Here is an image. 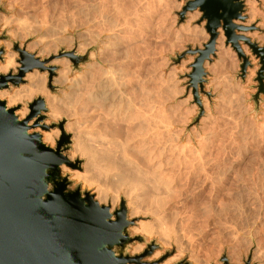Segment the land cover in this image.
Returning <instances> with one entry per match:
<instances>
[{
    "label": "rangeland",
    "instance_id": "374dc122",
    "mask_svg": "<svg viewBox=\"0 0 264 264\" xmlns=\"http://www.w3.org/2000/svg\"><path fill=\"white\" fill-rule=\"evenodd\" d=\"M189 1L0 0V64H4L9 56L11 60L8 69L0 71V74L18 73V50L32 54L44 65L53 60L68 59L72 73L81 74V65L90 61L88 54L78 55L86 60L74 69L72 61L60 55V52H66L63 36L65 38L68 35L87 33L89 36L91 34V38L97 35L98 39H101L110 35L115 36L111 40V49L104 50L102 55H114L108 56L111 64L108 63L106 71L100 68L101 73H97L96 79L104 77L108 84L112 83L115 97L122 96L112 103L115 108H110L112 104H109L110 107L108 105L107 110L110 111L107 112L97 103L88 102L83 90L84 92L80 91L79 96H75L74 102H71L76 114L74 111V114H71L72 109L70 108L71 112L66 110L67 106L61 102L60 106L59 103L56 104L58 108L54 116H50V105L45 93L17 102H10L5 96L0 99L5 100L8 107L15 108V114L25 106L26 116L29 114L28 104L37 97L43 98L46 106V111L41 112L43 119L38 121L37 116L32 118L46 123V129L40 127L41 132H36L40 133L42 138V131L51 133L54 140L42 141L55 147L60 137L57 125L63 123L64 132L71 140L70 147L64 154L76 165L75 168L62 166L67 168L66 172H62L71 182L69 188L75 189L79 186L81 191H88L100 205L109 206L111 213L119 207L120 201L124 200L127 219L133 220V224L128 227L130 236L141 235L146 242L154 241L159 246L150 257L143 259L144 261L158 260L166 255L165 260L159 264L170 259L173 261L169 264L182 260L190 264H226L222 258L226 259L227 264H252L248 250L251 238L256 237L264 253V94L259 93L257 103L254 100L259 86L260 56L254 54L242 38L238 39V29H235L236 35L233 30V35L236 36L234 45L220 27L217 29L214 54L203 64L206 75L203 77L202 87L198 83L194 87L191 77L194 73L192 65L199 56L198 51L204 50L210 41V34L206 29L207 21L199 8H186ZM251 1L254 4L253 13L249 12L243 0V19H237L238 26L250 36L257 34L258 38L248 39L258 47L264 48V0ZM233 20L235 23L236 19ZM59 40H63V43ZM99 47L96 42L91 48L96 57L99 56ZM41 49H44L45 56L38 55ZM66 53L75 55L74 52ZM58 65L44 66L43 70L52 68V74L48 71L45 81L42 79L45 83H42L48 94L61 96L59 93L64 91V88L52 84V79L60 68ZM35 72L39 75L43 73L42 70L33 69L22 77L18 86H10L0 91L22 90L28 85L26 75ZM48 84L52 88H49ZM89 84L88 81L87 85ZM117 90L120 94L116 93ZM75 98L78 99L77 104ZM132 106L140 110L146 109L147 113H144L148 115V120L146 119L147 123H144L143 128V124H137L125 117H128L127 114L130 115L131 111H136L131 109ZM116 107L119 111L115 110ZM149 108H155L154 114L158 113L159 116L152 113V118L153 115L155 117L150 118L151 113L147 111ZM125 109L128 113L123 117ZM113 114H117L118 118L114 115L117 121ZM16 115L20 117L19 114ZM125 121H132V128L128 123H124ZM70 122L74 129L68 130L66 126ZM116 122L118 123L114 125ZM107 126H110V129ZM126 126L130 128L128 133ZM134 126L136 132L133 130ZM114 127L118 128L115 130ZM145 127L147 129H144ZM109 131L114 134L111 132V135ZM106 133L111 135L110 139ZM76 135L83 136L82 140L85 137L80 151L74 149ZM98 137H102V140ZM106 138L110 141L107 151L105 145L100 146L104 149L99 147L101 141L109 143ZM92 139L99 141L96 143ZM144 140H147V145H143ZM140 141H143L142 145ZM114 144L125 153L117 150L116 154V150L112 149ZM87 148L90 151L88 154ZM147 149L150 154H145L144 157V153H148ZM108 151L112 154L107 155ZM123 153L128 155V160L125 158L123 161V158L121 161ZM126 160L132 162L130 165L135 164L133 168ZM158 163L161 164L160 171ZM154 165L158 169H153ZM74 172L83 175L85 179H76L72 176ZM147 172H150V175ZM145 173L150 176L147 179H152V183L156 176L161 174L162 176L157 178L159 180H155L158 186L156 183H147ZM161 191H166L168 194H162L168 196L161 197ZM153 192L155 195L158 193L157 197L161 194L162 202L163 198H168L164 201L168 206L164 202L162 204L159 197L160 200L153 198ZM154 200L160 202L155 204ZM160 204L163 210L159 208ZM133 207L135 212H132ZM202 210L206 211V214ZM136 245H140V249L132 252ZM144 248L145 243L134 241L127 251L130 255H135L141 253ZM260 263L264 264V258L261 262L253 264Z\"/></svg>",
    "mask_w": 264,
    "mask_h": 264
},
{
    "label": "water",
    "instance_id": "95a60500",
    "mask_svg": "<svg viewBox=\"0 0 264 264\" xmlns=\"http://www.w3.org/2000/svg\"><path fill=\"white\" fill-rule=\"evenodd\" d=\"M233 1L190 0L187 4V9L199 8L203 13L210 34V41L198 51L192 65L194 87L197 83L202 87L204 82L203 64L214 54L217 29L221 27L235 45L232 21L242 18L243 0ZM254 52L261 62L260 85L254 96L257 103L259 93L264 94V48H254ZM1 54L2 49L0 59ZM60 55L67 56L64 52ZM19 56L17 74H0V90L18 86L27 72L42 69L32 54L22 52ZM68 58L74 69L86 60L77 55ZM28 106L29 114L20 118L15 108L0 99V264H159L165 260L166 255L150 262L143 260L159 246L141 235L130 236L128 227L133 220L127 219L124 200L111 213L109 206L100 205L88 191L79 186L69 188L71 182L62 166L76 167L64 154L70 147V136L60 122L55 147L45 144L40 133L29 131L32 117L43 119L44 100L37 97ZM134 241L145 243V248L130 255L127 249ZM174 264L190 263L182 260Z\"/></svg>",
    "mask_w": 264,
    "mask_h": 264
},
{
    "label": "bare ground",
    "instance_id": "6f19581e",
    "mask_svg": "<svg viewBox=\"0 0 264 264\" xmlns=\"http://www.w3.org/2000/svg\"><path fill=\"white\" fill-rule=\"evenodd\" d=\"M245 1V5H247V7H248V9H249V12L250 13H253V11H254V4H253V1H251V0H244ZM89 14V13H88ZM104 17V16H103ZM102 19V18H101ZM237 19H243V18H236V21H235V23H234V20H233V24L235 25V28H234V33H235V29H238L237 30V35H236V33H235V35L238 37V39H240V38H242L243 40H244V42L247 44V45H249L251 48H252V52L255 54V52H254V48H263V47H258V45L257 44H254L253 42H252V40H250V39H248V37H251V39H255V38H258V36H257V34H253L252 36H250L249 34H246V32L244 31V30H242V27H240V26H238V24H239V20H237ZM241 21V20H240ZM237 24V25H236ZM241 24V23H240ZM242 25H244V24H242ZM240 29V30H239ZM80 33H82L81 31H80ZM61 35V34H60ZM113 35V34H112ZM239 35V36H238ZM63 36V35H62ZM62 36H60V38L62 37ZM90 36H91V34H90ZM89 35H87V33H83V34H77V36H72V35H68V36H65V38H64V36H63V40L66 42V45H65V51L66 52H74V54L75 55H87L88 54V57H89V59H90V61L89 62H87V63H85L84 65H81V68H82V73L81 74H78V73H72V66H71V64L69 63V61H68V59H62V60H53V61H51L49 64H47V65H44L43 64V62L42 61H40L39 59H37L38 61H40L41 62V64H42V71H43V73L41 74V75H39L38 73H31V74H27L26 75V80L28 81V85H27V87H25V88H23L22 90H19V91H12V92H7V91H0V97H7L8 99H9V101L10 102H17V101H20V100H22L23 98H30V97H32L33 95H36V94H44L45 93V95H46V97L48 98L47 99V101H48V103H49V107H50V116H54V114L56 113V109L58 108V106H60V103L61 102H63V103H61V104H65L66 106H67V108H66V110H70V108L72 109V112H71V110H70V112H71V114H74L75 113V111H74V107H72V103L74 102L73 100V98L76 96V98L79 96L78 95V93L80 92V91H83L84 93H86L85 95H86V97H87V100H88V102H90V101H92L93 103H97V105H99V107L101 108H103V109H106V111L108 112V111H110V110H107L108 108V105L110 104H112L114 101H116V99H118V98H116L115 97V95H114V89L112 90V83L110 82V84H108V81H105V79H104V77H103V79H101L102 77H100V79H96V75H97V73H99L100 71V68H104V70L106 71L107 69H108V63H110L109 62V58H108V56L109 57H112L113 55H114V51L113 52H111V53H113L111 56L110 55H102L103 54V51L104 50H106V49H108V48H110L111 46H112V42L113 41H111L113 38H115V36H110V35H105L103 38H101V39H98V37H97V35H96V37H93V38H91ZM63 40L62 41H60V42H62L63 43ZM114 40H116V39H114ZM99 43V56L98 57H96V55H95V53L93 52V50H91V48H92V46L95 44V43ZM65 44V43H64ZM45 49V48H44ZM44 49H41L40 51H39V54L38 55H40V56H45L44 55ZM111 49V48H110ZM245 50H246V48H245ZM247 51V50H246ZM18 52H19V54L20 53H22V52H26V51H24V50H18ZM66 52H64V53H66ZM110 52V51H109ZM248 52V51H247ZM28 53V52H27ZM48 54V53H47ZM67 54V56L66 57H69V56H71L70 54H68V53H66ZM108 54V53H107ZM102 55V56H101ZM33 56V55H32ZM74 56V55H73ZM112 60V59H111ZM10 64H11V60H10V56L9 57H7L6 58V60H5V63L4 64H0V71H6L7 69H8V67L10 66ZM55 64H59L58 66L60 67L57 71H56V76L55 77H53V79H52V84H53V86H57V87H61V88H64V91H62L61 93H59L61 96H56V95H54V94H48L47 93V91H45L44 89V87H43V84L45 83L44 81H45V78L48 76L47 74H48V71H49V74H50V70L52 69V68H49L48 70H43L45 67L44 66H46V67H49L50 65H55ZM111 64V63H110ZM109 64V65H110ZM110 67V66H109ZM101 73V72H100ZM99 73V74H100ZM102 73H103V71H102ZM106 72H104V74H105ZM9 74H12V73H9ZM98 74V75H99ZM102 75V74H101ZM85 78H87V79H85ZM80 77H82L83 79H80ZM49 78H51V75L49 76ZM42 79L44 80V81H42ZM88 81L90 82V84L89 85H87L88 84ZM42 82H44V83H42ZM258 82H259V80H258ZM259 85H260V82H259ZM114 88H115V86H113ZM259 87V86H258ZM119 88V87H118ZM134 89V88H133ZM62 90V89H61ZM116 90V89H115ZM83 92H81L80 94H82ZM118 92V90L116 91V93ZM84 93L82 94L83 96H84ZM119 93V92H118ZM126 93V92H125ZM120 94V93H119ZM121 94H123V93H121ZM118 95V94H117ZM125 95V94H124ZM119 96H121V95H119ZM85 97V96H84ZM122 97V96H121ZM121 97L119 98V99H121ZM75 98V104H77V101H78V99H76ZM72 100V101H71ZM86 101V100H85ZM119 101V100H118ZM121 101V100H120ZM72 102V103H71ZM91 102V103H92ZM141 102V101H140ZM59 103V105L57 106L56 104H58ZM133 103V102H132ZM75 104H73V106L75 105ZM114 104V103H113ZM113 104H112V107H110V105H109V107L110 108H115V107H113ZM116 104V103H115ZM143 104V103H142ZM115 106V105H114ZM119 106V105H118ZM128 106V105H127ZM131 105H129V107H130ZM29 107V106H28ZM129 107H126L127 109H129ZM153 107V106H152ZM69 108V109H68ZM109 108V109H110ZM141 108V107H140ZM131 109L132 110H136L135 112H133V111H131ZM130 109V111L132 112V113H130V115H129V113H128V110H126L125 111V113H123V117H124V115L126 114V113H128L127 115H128V117H129V119H128V117L125 115V117L127 118V120H133L134 122H136L137 124H140V125H142V128H143V126H145L146 125V119L148 120V118H146V117H148V115L146 116L145 115V113H147V112H145L146 111V109H142V110H144L143 112H142V110H140V109H138V108H136V107H134L133 108V106H132V108ZM150 109H152V108H149V110H147V111H149V113H151V117L150 118H152V113L154 114V113H156V109L154 108V109H152V112H150L151 110ZM65 110V109H64ZM101 110V109H100ZM114 110V109H113ZM115 110H117V111H119L118 109H117V107H116V109ZM154 110V111H153ZM73 111H74V113H73ZM99 111V110H98ZM97 111V112H98ZM112 111V110H111ZM124 111V110H123ZM129 111V112H130ZM26 112H27V108L25 107V106H23V108L20 110V111H17L16 112V114H19L20 115V117H24L25 116V114H26ZM69 112V111H68ZM69 112V113H70ZM76 112H78V111H76ZM113 112V111H112ZM116 112V111H115ZM145 112V113H144ZM114 113V112H113ZM70 114V115H71ZM76 114V113H75ZM78 114V113H77ZM105 114V113H104ZM112 114V113H111ZM110 114V115H111ZM121 114H122V112H121ZM120 114V115H121ZM87 115H88V113H87ZM109 115V114H108ZM107 115V116H108ZM115 114H113V116H114ZM117 115V114H116ZM115 115V116H116ZM155 116L156 115H158L159 116V114L157 113V114H154ZM153 115V118L155 117ZM98 116V115H97ZM112 116V115H111ZM114 116V117H115ZM119 116V115H118ZM35 117V116H34ZM100 117V116H99ZM105 117V116H104ZM117 117V116H116ZM116 117H115V121H117L116 120ZM121 117V116H120ZM37 118H38V116H37ZM106 118H108V117H106ZM118 118V117H117ZM152 118V119H153ZM156 119H157V117H156ZM97 119H95V121H96ZM107 120H109V119H107ZM113 120V118L111 119V121ZM120 120H123V119H121L120 118ZM155 120V119H154ZM38 121H40L39 119H38ZM37 121V119H35V118H32L30 121H29V124H30V126H31V128L29 129V131L30 132H36V131H40L41 132V130H40V127L41 126H44V124H46V123H42V122H38ZM114 121V122H115ZM162 121V120H161ZM37 122V124L38 125H34L35 123ZM120 122V121H119ZM130 122V121H129ZM129 122H127L128 123V126L129 127H131L132 128V125L134 124V123H132V121H131V123H129ZM149 122V121H148ZM118 122H116V123H113L114 125L115 124H117ZM121 123V122H120ZM124 123H126V121L124 122ZM126 123V124H127ZM135 123V124H136ZM144 123H145V125H144ZM158 123H160V122H158ZM68 124V123H67ZM105 124V123H104ZM109 124V123H108ZM107 124V125H108ZM130 124H132V125H130ZM150 124V123H149ZM73 124H71V122H70V124H68L67 126H66V129H74V126H72ZM110 125V124H109ZM121 124H119V126H120ZM111 126V125H110ZM110 126H107L108 127V129H110L109 127ZM118 126V125H117ZM128 126H126L127 128H128ZM163 126V125H162ZM77 127V126H76ZM92 127H93V125H92ZM121 127V126H120ZM137 127H138V125H137ZM139 127H141V126H139ZM146 127H148V125L146 126ZM144 128V129H147V128ZM112 128V127H111ZM115 128H118V127H114V129ZM43 129V128H42ZM91 129V128H90ZM106 129V128H105ZM149 129V128H148ZM116 130V129H115ZM120 130V129H119ZM119 130H117L118 132H119ZM128 130H130V128H128V129H126V131H127V133H128ZM134 132H136V128H135V126H134ZM133 130H132V133H133ZM155 130V129H154ZM102 131V130H101ZM112 131H114L113 129H112ZM111 131V132H112ZM88 132V131H87ZM110 131H109V133H111ZM109 133H106V134H108L109 135ZM113 133V132H112ZM112 133H111V135H112ZM115 133H116V131H115ZM138 133V132H137ZM155 133V132H154ZM170 133V132H169ZM101 134V133H100ZM114 134V133H113ZM135 134V133H134ZM141 134V133H140ZM42 135H43V140H54V136L51 134V133H49V132H43L42 131ZM84 135V134H83ZM107 135V136H108ZM111 135H109V137H108V139H110V136ZM129 135H130V137H131V132L129 133ZM97 136V135H96ZM100 136V135H99ZM134 136V135H133ZM132 136V137H133ZM144 136V135H143ZM146 136V135H145ZM157 136H158V133H157ZM172 136V135H171ZM83 137V136H82ZM82 137H81V135H76V136H74V138H75V140H76V142H75V144H74V149H76V150H79L80 151V149H81V147L83 146V140L85 141V137H84V139L82 140ZM127 137V136H126ZM152 137V136H151ZM154 137V136H153ZM98 138H100V137H98ZM102 138V137H101ZM100 138V139H101ZM104 138V137H103ZM128 139H129V137H127ZM136 138V137H135ZM150 138V137H149ZM177 138V137H176ZM89 139V138H88ZM95 139V138H94ZM94 139H92V141L94 140ZM107 139V138H106ZM107 139V140H108ZM113 139V138H112ZM131 139V138H130ZM145 139V138H144ZM96 140V139H95ZM102 140V139H101ZM100 140V141H101ZM103 140H105V139H103ZM132 140V139H131ZM162 140V139H161ZM171 140V139H170ZM97 141H99V140H97ZM97 141H93V142H96V143H98ZM109 141V140H108ZM114 141V140H113ZM145 141V140H144ZM82 144H81V143ZM111 142H112V140H111ZM141 142V141H140ZM143 142V141H142ZM142 142H141V145H142ZM146 142H147V140L145 141V143L143 144V145H147L148 144V142H147V144H146ZM115 144H116V141L114 142ZM99 147L100 146H103L104 147V145H105V149L106 148H109L108 146L110 145V141H109V143L108 142H103L102 143V141L101 142H99ZM113 144V143H112ZM114 144V145H115ZM127 144H128V142H127ZM140 144V143H139ZM157 144V143H156ZM172 144V143H171ZM183 144H184V142H183ZM82 145V146H81ZM113 145V150H116V154H117V150H119V148H117V145H115L116 146V148H115V146ZM119 145V144H118ZM135 145V144H134ZM185 145V144H184ZM125 146V145H124ZM94 147H95V143H94ZM96 147H98L97 145H96ZM99 147H98V150H99ZM103 147H100V148H103ZM112 147V146H111ZM123 147V146H122ZM140 147V146H139ZM141 147H143V146H141ZM84 148V147H83ZM86 148V147H85ZM103 148V149H104ZM115 148V149H114ZM182 148V147H181ZM88 149V148H87ZM144 149V151H145V148H143ZM84 151H85V149H83ZM109 150V149H108ZM111 150V149H110ZM109 150V151H110ZM121 150V149H120ZM120 150L118 151V152H120ZM148 150V151H147ZM146 150V152H148V153H144V157H145V154L148 156L150 153H149V149H147ZM153 149H151V151H152ZM83 151V152H84ZM104 151V150H103ZM106 151H107V149H106ZM106 151H104V153L106 152ZM107 152L106 154L108 155V153H109V155L110 154H112V153H114L112 150V153H110V152ZM122 152H124L123 150H121ZM142 151V150H141ZM150 151V152H151ZM87 151H85V153H86ZM90 151H89V149H88V152H87V154L89 153ZM122 152H121V154H122ZM137 152V151H136ZM104 153L102 152V154L104 155ZM125 153V152H124ZM123 153V156H125L126 154H124ZM182 153V152H181ZM86 154V155H87ZM116 154H114V157H115V155ZM152 154V153H151ZM140 155V154H139ZM104 156H106V155H104ZM120 156H122V155H120ZM122 156V159H121V161L123 160V158H124V160L123 161H125V158L127 159V156L128 155H126V157H123ZM110 157V156H109ZM112 157H113V155H112ZM111 157V158H112ZM155 157V156H154ZM160 157V156H159ZM186 157V156H185ZM117 158V157H116ZM119 158V157H118ZM151 158V157H150ZM149 158V159H150ZM153 158V157H152ZM151 158V159H152ZM202 158V157H201ZM134 159V158H133ZM187 159V158H186ZM128 160V159H127ZM126 160V161H127ZM135 160H136V158H135ZM141 160V159H140ZM155 160V159H154ZM184 160V159H183ZM149 161V160H148ZM160 162V161H159ZM127 163L129 164V166L131 167L132 166V168H133V166L135 165V164H133V165H130V164H132V162H128L127 161ZM188 163V162H187ZM159 164V163H158ZM157 164V165H158ZM138 165V164H137ZM136 165V166H137ZM190 165V164H189ZM139 166V165H138ZM149 166V165H148ZM155 166V165H154ZM160 166H161V164H159L158 165V168L155 166L153 169H155V168H157L159 171L161 170L160 169ZM110 167V166H109ZM104 169V168H103ZM115 169V168H114ZM137 169V167L135 168V170ZM167 169V168H166ZM62 170L64 171V172H66L67 171V168L66 167H62ZM89 170V169H88ZM152 170V169H151ZM263 170V169H262ZM140 171H142V170H140ZM253 172V171H252ZM115 173V172H114ZM148 173V175H150L149 173L150 172H147ZM147 173H145V175L147 174ZM156 173V172H155ZM162 174H164L163 173V171L161 172ZM250 173V172H249ZM145 175L143 174V176H144V179H145ZM148 175H146L147 177H146V180H147V183L148 182H150L151 184H155L156 183V185H157V182L156 181H158L157 180V178H159L160 176H162L161 174H158L157 176H156V178H155V182L153 181V183L151 182V180H149L148 181V179L147 178H149L148 177ZM160 175V176H159ZM259 175V174H258ZM73 177H75L76 179H78L79 177H82V178H84V176L83 175H81V174H79V173H77V172H74L73 173V175H72ZM153 176V175H152ZM159 176V177H158ZM119 177V176H118ZM163 178V177H162ZM162 178H160L161 180H162ZM85 179V178H84ZM121 179V178H120ZM120 179H118L119 181H120ZM165 179V178H164ZM160 180V181H161ZM167 178H166V181L165 182H167ZM118 181V182H119ZM163 181V180H162ZM169 182V181H168ZM122 183V182H121ZM146 183V184H147ZM123 184V183H122ZM155 185V189L157 188V186ZM164 185H166V183L164 184ZM239 186V185H238ZM167 187V186H166ZM240 187V186H239ZM161 188H163L162 186H161ZM164 188H165V186H164ZM237 188V187H236ZM242 188V187H241ZM239 189V188H238ZM157 190V189H156ZM158 190H160V189H158ZM168 190V189H167ZM166 190V191H167ZM165 191V192H166ZM155 192V191H154ZM153 192V194L155 195V193ZM158 192V191H157ZM156 192V193H157ZM164 192V191H163ZM162 191L160 192L161 194L163 193ZM164 192V193H165ZM167 193V192H166ZM165 193V194H166ZM158 194V193H157ZM157 194L155 195V197L153 196V198H157V199H159L161 202H162V198L161 197H166V196H168V195H165V194H162V196H161V194L157 197ZM168 194V193H167ZM163 195H165V196H163ZM161 196V197H160ZM153 198H152V200H153ZM164 198H163V202L166 200V199H168V198H166L165 200H164ZM156 200V199H155ZM155 200H154V202H155ZM159 200H157V201H159ZM131 201H132V199H131ZM156 201V202H157ZM159 201V202H160ZM150 202V201H149ZM156 202H155V204H156ZM163 202H162V204H163ZM131 203V202H130ZM158 203V202H157ZM165 203V202H164ZM133 204V203H132ZM136 204V203H135ZM162 204H160L159 205V208H160V206H161V208H163V206H162ZM166 205H167V202L165 203ZM164 204V205H165ZM158 205V204H157ZM156 205V206H157ZM193 205V204H192ZM207 205V204H206ZM132 206V205H131ZM168 206V205H167ZM195 206H196V204H195ZM194 206V207H195ZM198 206V205H197ZM196 206V207H197ZM208 206V205H207ZM207 206H205V207H207ZM210 206V205H209ZM208 206V207H209ZM214 206V205H213ZM165 207V206H164ZM193 207V209L195 210L196 208H194ZM204 207V206H203ZM136 208V207H135ZM158 208V207H157ZM160 208V209H161ZM167 208V207H166ZM198 208H199V206H198ZM197 208V209H198ZM201 208V207H200ZM133 209H134V207H133ZM193 209H192V211H193ZM202 209V208H201ZM204 209V208H203ZM211 209H213V208H211ZM210 209V210H211ZM161 210H163V209H161ZM199 210V209H198ZM209 210V209H208ZM203 211V210H202ZM132 212H135V209L134 210H132ZM160 213H161V211H159ZM187 212V211H186ZM197 212V211H196ZM200 212V211H199ZM204 212V211H203ZM159 213V214H160ZM169 213V212H168ZM182 213V212H181ZM192 213V212H191ZM194 213V212H193ZM205 214H206V211L204 212ZM210 213V212H209ZM209 213H207V215L209 214ZM213 213V212H212ZM133 214V213H132ZM189 214V213H188ZM204 215V214H203ZM158 216H161L162 217V215H158ZM169 216V215H168ZM171 216V215H170ZM169 216V217H170ZM176 216V215H175ZM163 217H165V216H163ZM211 217H212V215H211ZM160 218V217H159ZM174 218V216H172V218L171 219H173ZM189 218V217H188ZM191 218V217H190ZM189 220V219H188ZM193 220V219H192ZM160 221V220H159ZM161 221H163V219L161 220ZM174 221V220H173ZM164 222V221H163ZM176 222V221H175ZM179 222V221H178ZM181 222V221H180ZM220 223V222H219ZM163 224H165V223H163ZM170 224V223H169ZM180 224V223H179ZM173 225V224H172ZM226 224H224V226H225ZM228 225V224H227ZM167 226V225H166ZM169 226V225H168ZM167 226V227H168ZM174 226H175V224H174ZM180 226V225H179ZM219 226H221L220 224H219ZM177 227V226H176ZM183 227V226H182ZM222 227V226H221ZM172 228V227H171ZM226 228H228V227H226ZM226 228H224L225 230H226ZM176 229V228H175ZM182 229V228H181ZM231 229V228H230ZM183 230V229H182ZM165 231H166V229H165ZM168 231V230H167ZM166 231V232H167ZM163 232V231H162ZM177 232V231H176ZM165 233V232H164ZM252 235V234H251ZM254 236V235H253ZM259 241V240H258ZM258 243L259 242H257V239H256V237H254L253 239L251 238V241H250V247H249V255H250V257H251V263L253 264V263H259V262H261L262 261V258H264L263 257V255H264V253H262V250H261V247H259V245H260V243H259V245H258ZM164 244H165V242H164ZM140 249V245H136L135 247H133L132 248V252H135V251H137V250H139ZM247 250V251H248ZM175 259V258H174ZM173 260L172 259H170V260H167L166 262L164 261V263H162V264H169L170 262H172ZM222 261H224L226 264H227V261H226V259L225 258H222ZM247 264H248V262H247ZM261 264V263H260Z\"/></svg>",
    "mask_w": 264,
    "mask_h": 264
}]
</instances>
